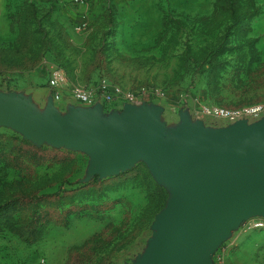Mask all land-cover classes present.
Here are the masks:
<instances>
[{"label":"rangeland","instance_id":"1","mask_svg":"<svg viewBox=\"0 0 264 264\" xmlns=\"http://www.w3.org/2000/svg\"><path fill=\"white\" fill-rule=\"evenodd\" d=\"M0 46L12 49L0 62V98L15 97L43 126L53 116L70 126L76 110L96 105L107 119L101 102L82 104L70 91L104 77L160 91L151 102L171 132L185 120L230 126L207 107L264 103V0H0ZM0 157L14 164L2 172L0 203L17 200L14 225L33 224L28 242L0 234V264H144L175 197L142 156L101 171L99 152L38 142L14 126L0 124ZM219 240L189 248L186 262L264 264V230Z\"/></svg>","mask_w":264,"mask_h":264},{"label":"water","instance_id":"2","mask_svg":"<svg viewBox=\"0 0 264 264\" xmlns=\"http://www.w3.org/2000/svg\"><path fill=\"white\" fill-rule=\"evenodd\" d=\"M97 106L76 110L70 126H59L55 116L43 126L15 97L0 98V124L20 128L38 142L99 152L101 171L144 157L175 190L144 264H188L183 254L189 248L213 245L246 220L264 217V117L220 129L185 120L171 132L154 102L125 104L106 112L107 119Z\"/></svg>","mask_w":264,"mask_h":264},{"label":"built area","instance_id":"3","mask_svg":"<svg viewBox=\"0 0 264 264\" xmlns=\"http://www.w3.org/2000/svg\"><path fill=\"white\" fill-rule=\"evenodd\" d=\"M85 1L69 0L72 5H79ZM62 80L61 74H55L50 81L56 100H59L62 96L64 88ZM70 91L78 102L82 104L101 102L108 112L111 110H121L125 104L155 101L159 99L161 94L160 91H155L148 87H138L137 89L124 88L106 77L101 78L96 85L75 87L70 89ZM205 113L226 119L229 123H234L241 119L258 118L264 113V103L236 109H227L220 106L207 107L205 108ZM255 230H264V217H252L246 220L236 232L248 233ZM41 262L42 264H46L44 260Z\"/></svg>","mask_w":264,"mask_h":264},{"label":"trees","instance_id":"4","mask_svg":"<svg viewBox=\"0 0 264 264\" xmlns=\"http://www.w3.org/2000/svg\"><path fill=\"white\" fill-rule=\"evenodd\" d=\"M232 3H235L236 0H230ZM234 7V5H233ZM9 18L10 19H14V17L10 14ZM13 17V18H12ZM12 54V49L11 46H0V62L1 61H6L8 57H10ZM254 54V52H253ZM33 156V154H31ZM4 160H6L4 157H0V162H4ZM7 164H2L0 166V196L2 195V188H4V175H2V172L6 170L7 167L9 166H14V164H9L8 162H6ZM3 176V177H2ZM121 177H124L125 180H127L130 175H123ZM120 177V178H121ZM15 183H21V181L19 182H15ZM34 196L29 195V199L32 202ZM17 200L8 204V203H0V234H4V233H10L12 235H17L18 237H20L23 240H26L28 242V239L26 237V232L28 230H32L33 229V224L30 223L31 225H29L28 228H26V230H23L21 227H17L14 225V217L16 216L17 213ZM40 230H38V235L41 234L42 232V228L45 227L47 225V222L43 221L40 224ZM36 228V227H35ZM38 237V236H36ZM36 240V239H35ZM33 240V241H35Z\"/></svg>","mask_w":264,"mask_h":264},{"label":"crops","instance_id":"5","mask_svg":"<svg viewBox=\"0 0 264 264\" xmlns=\"http://www.w3.org/2000/svg\"><path fill=\"white\" fill-rule=\"evenodd\" d=\"M41 96L46 98L45 95L43 96V95L41 94ZM155 103H156L157 105H159L157 102H155ZM141 104H142V103H136L135 105H136V106H140ZM161 105H162V103H161ZM256 121H258V120H256ZM256 121H254V122H256ZM254 122H253V123H254ZM248 123H249V122H248ZM230 124H232V123H230ZM249 124H252V123H249Z\"/></svg>","mask_w":264,"mask_h":264}]
</instances>
